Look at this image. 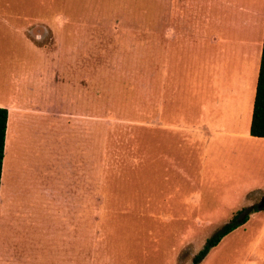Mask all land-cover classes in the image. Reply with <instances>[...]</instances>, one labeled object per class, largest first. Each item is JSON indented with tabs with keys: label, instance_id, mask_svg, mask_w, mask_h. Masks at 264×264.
Masks as SVG:
<instances>
[{
	"label": "rangeland",
	"instance_id": "1",
	"mask_svg": "<svg viewBox=\"0 0 264 264\" xmlns=\"http://www.w3.org/2000/svg\"><path fill=\"white\" fill-rule=\"evenodd\" d=\"M263 34L264 0H0V104L39 108L0 264H192L246 210L198 264H264Z\"/></svg>",
	"mask_w": 264,
	"mask_h": 264
},
{
	"label": "trees",
	"instance_id": "2",
	"mask_svg": "<svg viewBox=\"0 0 264 264\" xmlns=\"http://www.w3.org/2000/svg\"><path fill=\"white\" fill-rule=\"evenodd\" d=\"M7 124V110L0 107V180L2 160L4 154L5 133ZM249 135L254 138H264V34L261 46L260 63L255 87V96L252 107V115L249 127ZM250 210L234 216L232 221L226 224L220 231L214 234L206 243L205 247L193 258L192 264H198L208 254L209 250L218 245L222 238L234 230L238 225L246 222Z\"/></svg>",
	"mask_w": 264,
	"mask_h": 264
},
{
	"label": "bare ground",
	"instance_id": "3",
	"mask_svg": "<svg viewBox=\"0 0 264 264\" xmlns=\"http://www.w3.org/2000/svg\"><path fill=\"white\" fill-rule=\"evenodd\" d=\"M240 97V95H239ZM238 98V97H237ZM238 100V99H237ZM240 101V99H239ZM238 103V102H237ZM239 105V104H238ZM239 107V106H238ZM239 110V109H238ZM226 114V113H225ZM234 114V113H233ZM236 117V116H235ZM233 118V117H232ZM11 129L9 131V136H8V141H7V145L5 147V156H4V160H3V172H2V176H1V184H0V188L3 192H5L7 189H8V181L10 179V175L13 173V159H14V156L13 154H11V151H9V146H10V142H9V137L11 136V132H13L12 129H14L16 131V123H15V120L14 118L12 117V120H11ZM19 131V130H18ZM13 134V137L15 136L14 135V132L12 133ZM17 134V133H16ZM20 135V134H19ZM18 136V135H17ZM22 136V135H21ZM17 138V137H16ZM15 138V140H17ZM23 138V136H22ZM25 140V139H24ZM18 141V140H17ZM16 142V141H15ZM22 142V141H21ZM12 144V143H11ZM22 144V143H21ZM14 145V144H12ZM17 145V144H16ZM25 146V145H23ZM11 147V146H10ZM19 152V151H18ZM30 154V153H29ZM18 155V154H17ZM16 157V156H15ZM19 158V157H18ZM28 160V158H27ZM18 161V160H17ZM17 169V168H16ZM19 170V169H18ZM31 174V173H30ZM19 176V175H18ZM17 177V176H16ZM15 177V178H16ZM13 180V179H11ZM2 197V196H1Z\"/></svg>",
	"mask_w": 264,
	"mask_h": 264
},
{
	"label": "crops",
	"instance_id": "4",
	"mask_svg": "<svg viewBox=\"0 0 264 264\" xmlns=\"http://www.w3.org/2000/svg\"><path fill=\"white\" fill-rule=\"evenodd\" d=\"M0 107L2 108H5L7 110V124H6V133H5V143H4V154H3V160H4V156H5V147L7 145V141H8V136H9V131L11 129V120H12V115L11 113H13V118L15 120V123H16V127H18V117L16 114H31V115H39V111L37 108H34V109H25V108H18V107H15V106H11L10 104H0ZM46 116V115H45ZM251 121V120H250ZM250 127V125H249ZM13 132L15 133V130L13 129ZM249 134V133H248ZM245 135L243 136L242 138H247V139H250V138H254V137H250V135ZM14 138V137H13ZM15 139V138H14ZM3 160H2V170H1V176H2V172H3ZM1 181V180H0ZM1 184V182H0Z\"/></svg>",
	"mask_w": 264,
	"mask_h": 264
}]
</instances>
